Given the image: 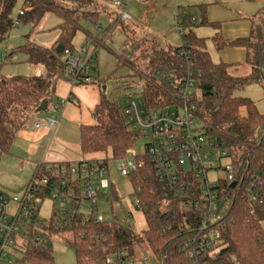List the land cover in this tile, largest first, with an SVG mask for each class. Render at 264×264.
Segmentation results:
<instances>
[{"label":"built area","instance_id":"1","mask_svg":"<svg viewBox=\"0 0 264 264\" xmlns=\"http://www.w3.org/2000/svg\"><path fill=\"white\" fill-rule=\"evenodd\" d=\"M110 3L122 7L120 1ZM140 3L148 4L146 0ZM24 14L21 8L13 16L15 28L23 25L20 18ZM119 20L126 23L130 18L122 12ZM94 24L97 31L102 30ZM130 46L126 41L120 50L126 59ZM96 54L86 43L74 52L63 50L66 70L62 79L72 86L91 85ZM179 56L189 66L190 52L182 48ZM131 75L133 84L116 87L123 92V114L129 129L147 142L141 154H131L130 148L113 161L133 189L134 207L156 230L173 236L168 237L167 244L180 255L181 264H222L221 230L232 209L246 206L249 214L255 215L257 205L264 206V160L257 159V151L264 153V133L256 129L248 142L238 141L225 127L213 129L201 120L192 101L196 88L190 70L182 77L159 70L150 77ZM152 81L162 93L157 97L147 94V84ZM57 106L54 102V108ZM56 124L44 117L33 121L32 126L52 129ZM107 173L108 161L104 159H81L41 169L37 166L19 197L0 192V264H11L8 256L17 249L22 252L25 245H43V233L48 234V228L64 229L76 214H82V225L103 224L106 220L96 213V202L115 198L104 177ZM102 189L109 191L107 196ZM45 199L52 200L55 215L39 223V203ZM86 203L87 211L83 212ZM162 257L160 263L166 255ZM105 264L135 263L122 249L107 257Z\"/></svg>","mask_w":264,"mask_h":264},{"label":"trees","instance_id":"2","mask_svg":"<svg viewBox=\"0 0 264 264\" xmlns=\"http://www.w3.org/2000/svg\"><path fill=\"white\" fill-rule=\"evenodd\" d=\"M18 1H22L21 8L25 10L24 16L20 18L23 24H29L34 28L47 13L60 18L61 24L57 28L58 37L51 47L33 45L28 41L29 36H26L27 44L15 52L23 54L29 65L42 66L43 75L4 77L0 73V157L9 153L17 131L33 115L42 113L38 111L42 102H46L47 107L51 103H59L54 97V90L57 82L63 78L66 65L63 53H56L57 46L61 45L64 50L74 52L75 48L71 42L80 32L85 36V43L97 51L100 46L95 43L101 40V44L103 41L101 33L105 34L109 30L108 28L99 30L92 36L81 25V21L86 20L84 17L88 18V15H91L89 17L94 20L93 23L96 22L97 13L94 14L92 11L99 7L97 0H71V6L56 0H0V42L7 39L10 31L15 28L13 10ZM261 4L262 7L251 19L252 21L256 18L258 23L251 26L245 37L225 40L221 35V24L209 22L205 16V8H200V22L196 25H193L192 21L197 18L193 19L186 11L176 13V18L180 16L179 14L184 15L182 28H188L186 33L179 31L182 46H166L159 49L152 41L147 47H144L146 44L135 46L136 61L147 59L143 64L145 69L152 72L159 70L176 77L185 76L187 70H190L195 82L194 87L201 93L199 99L193 93L192 99L198 117L213 129L225 127L231 138L245 140L244 142L250 140L256 129L261 135L264 133V112L260 113L251 99L237 95L239 90L252 82L264 89V0ZM83 10L90 14L84 13ZM116 20H119V15L114 22ZM122 24L132 27L124 22ZM122 24L119 25L120 28ZM193 26L213 28L214 36L211 42L217 51L224 48H243L244 62L241 64L213 62L206 50L205 39L195 36L191 30ZM89 38L94 39L95 43L88 40ZM182 48L190 52L189 66L184 58L179 56ZM15 53L4 55L2 58L5 60ZM123 57V53H120L118 58ZM243 67L248 69L246 75H236ZM95 73L96 68L91 75L93 82L101 86L102 82ZM130 77L133 75L120 77L118 87H124V83L126 87L133 84ZM155 84L157 83L154 81L147 84V90L152 97L162 94ZM159 86L166 91L164 86ZM123 108L124 100L119 102L117 96L106 98L102 94L100 103L93 112L95 123L80 127V148L83 155H104L105 161L115 160L124 156L133 146L137 135L129 129ZM257 159L264 160V153L257 151ZM43 166L45 165H38L40 169ZM54 215L52 214V217ZM81 215L76 214L64 229L48 228V234L43 233L45 235L43 245L36 248L25 245L21 259L16 260L15 264H54L52 255L54 242L68 244L73 250L76 264H105L107 257L115 255L122 249L128 252V258L136 264L134 248L141 243L147 245L151 256H142L140 264H146V261L150 264H181L180 255L167 244L168 237L173 236L169 234L166 236L156 230L149 219L146 220L147 227L142 235H137L117 221H105L100 225L90 223L82 225ZM263 226V205H257L255 215H250L246 206L234 207L221 230L224 247L219 258L222 264H264ZM163 255H166V259L160 263Z\"/></svg>","mask_w":264,"mask_h":264},{"label":"rangeland","instance_id":"3","mask_svg":"<svg viewBox=\"0 0 264 264\" xmlns=\"http://www.w3.org/2000/svg\"><path fill=\"white\" fill-rule=\"evenodd\" d=\"M117 1H120L122 7H113L110 0H97L99 7L92 12H95L94 14L97 13L96 22L102 30H107V28L109 30L106 31L105 34L101 33L103 36L101 44V40H99V43H95V40H92L91 38L88 40H92L93 44L95 43L100 46L96 54L97 60L95 74L97 75L98 70L100 79L103 81L101 85L102 94L106 98L117 96L119 97V102L123 100V92L119 93L116 87L118 82H121L120 77L129 76L131 74H134V76H137V74H143L145 77H150L153 74L152 70L145 69L143 66L145 63L144 60H147L146 58L136 61V45L143 46L142 44H146L144 47H147L150 41L154 43L157 42L156 44L159 49H163L165 46L178 47L180 45V34L177 30H182L186 33L188 32V28H182V19L184 18V15L179 14L180 16L176 18V13H180L181 10L186 11L192 18H197V20L193 18L194 21H192V24L196 25L200 22V8H205V16L207 20L209 22H219L222 26L221 34L223 36V32L231 33L233 31H241L244 28L249 30L252 25H256L258 20L255 18L251 21V19L262 7V0H147L149 3L148 8L141 6L140 0ZM67 4H70L68 6H71V2H67ZM21 7L22 1H18L13 10V16L16 15ZM83 12L90 14V12L85 10H83ZM122 12H125L131 20L126 23L131 24L134 29L133 27L125 26V24H122V21L116 20V23L114 22L116 15H120ZM81 14L82 13H79V15ZM89 16L91 15H88V18L82 16L86 20H82L81 25L84 29L89 31L92 36H95L97 30L95 24L92 22L94 20ZM60 24V18L52 13H47L34 28L29 24H23L21 27L13 28L7 39L0 42L1 75L4 77L29 76L30 70L28 68L32 65H28L23 54L15 53L16 50L26 45L28 41L39 47H51L58 37L57 28ZM120 24L123 25L121 28L119 26ZM124 27L128 28L124 29ZM118 28L122 31V35L117 32ZM191 30L195 36L205 39L206 50L212 61H222L225 58L224 53L231 51V59L238 60L239 64L244 62L245 54L240 47L224 48L219 51L214 48L211 42V39L214 36L212 27L193 26ZM26 36H29L28 41L25 38ZM122 37L126 39L125 42H132L129 54L126 55L127 59L125 55L121 59L118 58L120 50H122ZM85 40V36L78 32L72 40L71 45L75 48V51H77L83 44H85ZM13 52L15 54L7 59L4 60L2 58L3 55H9ZM247 72L248 69L243 67L236 73V75L243 76L246 75ZM125 73L127 75H125ZM103 86L105 87L104 90H102ZM192 91L199 99L201 95L199 90L193 89ZM147 94H150L148 90ZM237 95L251 99L255 102L257 110L260 113L264 112V89H262L259 84L254 82L248 83L237 92ZM146 142L147 138L142 136L136 137L135 143L130 149V153L133 155L141 154ZM103 156L100 155L99 158H103ZM4 157L5 156H2L0 161ZM104 177L109 180L115 198L97 200L96 213L103 216L106 221H117L121 225L131 229L135 234L142 235L147 227L146 220L143 213L135 209L133 189L129 184L128 179L122 177L117 171L115 161H108V173L105 174ZM7 182L12 183V181ZM20 191L5 192L11 198L19 197L21 193ZM101 192L107 196L109 191L107 189H102ZM39 206L40 210L37 221L39 223H44L52 216L53 202L51 199H45L39 203ZM87 206V203L84 204L83 212L87 211ZM11 210H13V206H10L9 211ZM21 255L22 252L20 249H17L13 256H8V260H11V264H15L16 260L21 259ZM52 255L54 264H76L73 250L68 244L54 242L52 244ZM142 256H151L145 243H141L134 248V259L136 264H140V258Z\"/></svg>","mask_w":264,"mask_h":264},{"label":"crops","instance_id":"4","mask_svg":"<svg viewBox=\"0 0 264 264\" xmlns=\"http://www.w3.org/2000/svg\"><path fill=\"white\" fill-rule=\"evenodd\" d=\"M140 5L145 8L149 7V3L147 5L140 3ZM126 25L131 24L126 23ZM249 30L244 28L241 31H233L231 33L223 32L222 37L225 40L242 38L248 35ZM117 32L122 35V31L119 28ZM122 38L124 43L126 39ZM243 51L245 54L244 49ZM231 54V51L225 52V58L223 59L225 61L222 60L220 62L239 64L238 60L230 58ZM28 69L30 70H28L30 75L38 76L44 74L42 66H31ZM125 75L127 74L125 73ZM97 77L103 83L98 70ZM101 96V86L94 82L86 86H72L63 79L59 80L54 90V97L59 102V106L54 108V103H51L45 112L33 115L17 131L9 153L2 155L5 157L0 161V192L7 195L5 191L17 192L21 190L20 194H22L39 164L55 166L77 162L81 159H103L99 158L100 155H83L80 148V127L95 123L93 112L100 103ZM44 117L54 120L57 123L56 126L52 129H35L32 126L33 121ZM7 181H12V183Z\"/></svg>","mask_w":264,"mask_h":264},{"label":"water","instance_id":"5","mask_svg":"<svg viewBox=\"0 0 264 264\" xmlns=\"http://www.w3.org/2000/svg\"><path fill=\"white\" fill-rule=\"evenodd\" d=\"M63 50H64L63 46L59 45L57 47L56 53L61 54L63 52ZM104 89H105V87L102 88V90H104ZM46 110H47V103L46 102H42L41 106L38 108V111L43 113Z\"/></svg>","mask_w":264,"mask_h":264}]
</instances>
